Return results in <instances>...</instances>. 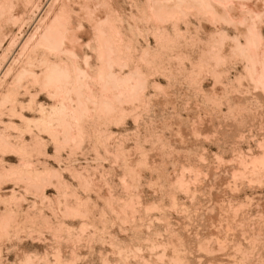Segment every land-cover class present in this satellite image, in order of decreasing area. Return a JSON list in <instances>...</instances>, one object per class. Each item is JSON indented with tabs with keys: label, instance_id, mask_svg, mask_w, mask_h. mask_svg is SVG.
<instances>
[{
	"label": "bare ground",
	"instance_id": "obj_1",
	"mask_svg": "<svg viewBox=\"0 0 264 264\" xmlns=\"http://www.w3.org/2000/svg\"><path fill=\"white\" fill-rule=\"evenodd\" d=\"M247 1L0 0L2 39L39 17L1 57L18 45L0 264L13 237L15 264H264V9Z\"/></svg>",
	"mask_w": 264,
	"mask_h": 264
},
{
	"label": "rangeland",
	"instance_id": "obj_2",
	"mask_svg": "<svg viewBox=\"0 0 264 264\" xmlns=\"http://www.w3.org/2000/svg\"><path fill=\"white\" fill-rule=\"evenodd\" d=\"M49 1L50 0H42V3H43V6L45 7H43V9H44V13L46 12V8L48 7V5L46 6V4H49ZM257 1V2H256ZM48 2V3H47ZM248 3H249V5L248 6H251V7H254L255 9H264V1H258V0H249V1H247ZM41 8H42V5H41ZM43 9H41L42 11H43ZM36 18V19H35ZM34 18V20H31L32 22H30L29 20H21V21H19L17 24H15L14 25V27H12V29L14 28V30H11V31H7L6 32V34H5V36H4V39H2V38H0V42L3 40V42H1L0 44H1V48H0V64H1V67L2 68H6V66L7 65H9L11 62H12V60L14 59V57H15V52H17L18 51V49H19V47H18V45L15 47V46H12L11 48V50H9V52H8V54H7V56H6V58H1V57H3V53H4V51H5V49L8 47V43H9V41H11L10 39H11V37H13V35L15 34V33H17V34H15V35H17V38L18 39H21V36L23 35V34H25V32L27 33V32H30V30H32L34 27H35V25L37 24L36 23V21L35 20H37L39 17H35ZM25 22H26V24H25ZM29 22V23H28ZM19 23H21V24H19ZM23 23H24V25H23ZM30 23H32L31 25H30ZM22 25V26H21ZM28 25V28L26 27V26ZM18 26L20 27L19 29L21 30V29H23L22 30V33L20 32V30L18 29ZM24 26V27H23ZM29 26H31L30 28H29ZM33 27V28H32ZM27 30V31H26ZM29 30V31H28ZM25 31V32H24ZM9 32V33H8ZM8 34V35H7ZM2 39V40H1ZM151 40V39H150ZM5 41V42H4ZM151 42H153V40H151ZM3 44V45H2ZM5 48V49H4ZM17 49V50H16ZM13 51V52H12ZM14 56V57H13ZM7 57H9V58H7ZM12 57V58H11ZM11 58V59H10ZM6 59V60H5ZM3 65V66H2ZM6 65V66H5ZM2 70H4V69H2ZM1 75V74H0ZM212 86H213V84H209V83H206V88H208V87H211L212 88ZM250 92L248 93V95H252V91L251 90H249ZM249 99H251V98H249ZM20 100H22L23 101V98L21 97V99ZM40 101L41 102H44V96H41L40 97ZM26 115H28V116H31V113H29V112H27L26 113ZM130 128H132V127H130ZM207 145V144H206ZM209 146H207V148H208ZM209 150H210V148H208ZM213 150H215V148H213ZM8 159L10 160V161H12V162H16V159H15V157H13V156H9L8 157ZM3 185V186H2ZM1 186L2 187H0L1 189V192L2 191H5V190H8V189H11L12 187H13V185H11V184H2ZM261 192V191H260ZM259 192V193H260ZM50 193H53L52 191H49V194ZM32 194V195H31ZM258 195V196H257ZM29 196V197H28ZM33 196H34V194L32 193V192H29V195H27V200H28V202H27V204L28 203H30V202H32V201H34V198H33ZM254 196V197H253ZM259 196H261V194H254V195H252V199H253V206L251 207V209H252V213L253 214H256V203H257V200L256 199H258V197ZM257 197V198H256ZM256 201V202H255ZM255 206V207H254ZM0 209H1V206H0ZM35 213H31V215H34ZM173 217H174V219H178V218H180L181 217V215L179 216V213L177 214V212H174L173 213ZM38 224L39 225H43V223L41 222V221H39L38 222ZM111 225V223L110 222H108V226H110ZM44 238V237H43ZM32 239H26V241H25V245H28V247L29 248H32L33 247V245L35 246V247H37V251H39V252H42V251H44L43 250V247H44V243L42 244L41 242H44V239H43V241H41V242H38V241H36L37 243L36 244H33L32 242L33 241H31ZM16 242V239L13 237L12 239H11V242L5 247L6 249H7V252H5L4 253V255H3V259H2V261H3V263L4 264H15L16 262H17V256H16V250H15V248L17 247V242ZM42 244V245H41ZM85 254H86V252H85ZM87 257H88V259H89V261H91L92 263H96L97 264V262L95 261V257H92V256H88L87 255ZM228 260H230V258H228ZM231 261V260H230ZM232 261H233V259H232ZM231 261V263L230 264H234L233 262Z\"/></svg>",
	"mask_w": 264,
	"mask_h": 264
}]
</instances>
